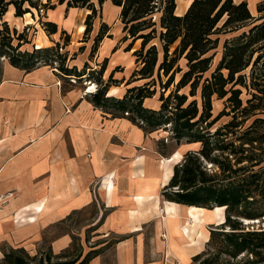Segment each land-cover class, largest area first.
I'll use <instances>...</instances> for the list:
<instances>
[{
    "label": "crops",
    "instance_id": "1",
    "mask_svg": "<svg viewBox=\"0 0 264 264\" xmlns=\"http://www.w3.org/2000/svg\"><path fill=\"white\" fill-rule=\"evenodd\" d=\"M185 1L176 14L191 0ZM247 2L253 14L255 6ZM96 4L102 19H94L93 32L102 23L103 36L89 53L93 66L104 62L103 76L118 80L106 95L117 89L121 97L139 85L132 81L143 83L128 79L139 67L133 45L140 39L126 50L131 39L123 37L120 6L104 0L99 11ZM56 7L46 13L57 25L50 37L62 29L77 33L84 22L76 21V13L86 7H69L67 15L65 6ZM87 55L77 59L93 69ZM69 76L45 64L1 63L0 262L5 252L17 251L30 264H192L210 229L224 219L217 220L214 206L163 195L182 147L161 154L159 130L145 132L125 113L94 104L84 87L63 82ZM155 94L143 100L144 107H159ZM75 214L79 219L72 225Z\"/></svg>",
    "mask_w": 264,
    "mask_h": 264
},
{
    "label": "trees",
    "instance_id": "2",
    "mask_svg": "<svg viewBox=\"0 0 264 264\" xmlns=\"http://www.w3.org/2000/svg\"><path fill=\"white\" fill-rule=\"evenodd\" d=\"M103 1L97 0L99 5ZM111 2L120 6L124 39H131L125 49L129 50L132 43L140 39L139 49L133 51L135 63L139 66L132 72L133 79H147L153 76V82L144 81L137 86H131L121 98H115L106 95L108 87L115 82L110 74L94 93L90 92L91 101L101 107H113L123 114L128 111V117L145 132L159 128L165 130L164 124H169L176 145L181 143L183 137L188 143L200 142L201 146L197 153L187 151L182 162L174 165L173 175L163 191L167 199L183 204L206 208L224 206V221L210 229L205 249L193 257L192 264H264V229H245L241 220L243 217L253 219L264 215V206L258 209L260 208L257 204L258 200L251 195L256 193L257 188L264 189V184L259 183L261 173L251 170L248 165L237 166L243 160L233 157L232 141L228 142L229 146H222L211 140L216 134L220 135L223 128L240 125L237 111L243 114L244 120L254 116L256 110L264 111V106L261 104L264 98V0H259L256 6L257 12L263 14L256 17L251 14L247 0L237 2L191 0L180 15L174 12L175 0H166L162 8L155 6L153 0H111ZM41 3V0H0V57H7L9 62L22 67L38 64L34 61L21 63V55L8 53L10 49L20 50L22 43L27 41L26 28L18 31L2 17L10 4L14 7V15L18 17L31 12L32 7L37 9ZM56 3H65L66 9L86 7L89 12L84 18V35L91 30L92 18L97 13L92 0H57ZM44 4L46 3L42 5ZM50 5L53 8L55 4ZM155 11H160L161 29L158 31V38L162 47L161 58L155 43L150 44L151 39L156 36L154 26L156 23L151 21V15ZM258 19L260 21L255 23L254 21ZM40 22L48 34L56 32L55 22ZM239 29L241 31L238 35L225 40L222 56L215 68L210 71L212 49L218 39L214 36L221 31ZM102 36V31H99L93 40L91 52L96 49ZM173 44H175L174 48L169 51ZM55 46H58V42ZM48 49L47 46L39 47L32 49L30 53L48 51ZM181 60L184 61V67L180 64ZM249 66L250 73L247 76L244 70ZM60 69L67 75L74 74L67 67L61 66ZM85 69L86 66H83L82 71L73 70L75 75L81 76L85 74ZM103 71L102 63L95 71L97 77L101 76ZM162 75L166 77L164 82L161 79ZM177 75L178 79L175 80ZM155 78L162 90L158 95L159 107L151 109L143 106V100L157 92ZM126 83H129V80ZM171 84L173 88L164 95V91ZM186 87L187 92L180 91ZM242 87L261 93V95L252 93L257 98V103H251L247 107L242 105ZM197 95L200 106L197 103ZM213 97L225 98L224 108L214 116L212 115ZM226 107L230 109L226 110ZM222 114L229 115L230 119L223 124V127H216L210 133L209 129ZM258 119L264 120L256 116L252 121ZM204 129L208 130L203 131ZM254 140L248 138L247 142L251 143ZM157 144L161 154L168 152H164L163 140H158ZM226 147L230 148L225 156L219 157L220 154H215L218 149L223 150ZM200 156L215 163V170L209 172L202 165ZM238 170H242L245 174L236 179L235 174ZM225 179L227 182L224 181ZM175 186L176 189L173 188ZM3 259V264H30L27 258L17 251L5 252ZM38 264H42L40 260Z\"/></svg>",
    "mask_w": 264,
    "mask_h": 264
},
{
    "label": "rangeland",
    "instance_id": "3",
    "mask_svg": "<svg viewBox=\"0 0 264 264\" xmlns=\"http://www.w3.org/2000/svg\"><path fill=\"white\" fill-rule=\"evenodd\" d=\"M57 0H41V4H39V7L36 8H31V12H26L24 14H22V16L19 17H15L14 16V10L12 8V4L7 6V9L9 8V10H7L5 12V14L3 15V19L7 21V23L11 26V27H15L18 31H22L24 28L25 29V39H27V41L23 42L20 50L18 48H14V49H10L8 51L9 54H14V55H21V63H24L26 61L30 62V61H34L37 62L38 64H45L48 65L50 67H55L57 70H59L61 72V66L67 67L68 69L71 70V72H73L74 74H70V78L67 79L65 78V80H63V82L65 83H72L75 84L76 86H78L79 88L84 87V90H86L87 92H95V90L97 88H99L106 80L107 78L103 75L98 76V74L95 72L98 70L99 66H93L94 64H97L96 62H94L92 59L93 57V53H89L91 52V47L93 46V40L95 39L96 35L98 34L99 31H101V24L100 23V28L98 30V32H93V21L94 19H102L101 17V13H100V17L97 18V13L96 15L92 18V27L91 30L84 35V33H82L81 35H78L77 33L80 32L79 30V23L77 24V33H76V28H73L71 32H68L65 29H62L59 33L57 32L55 34V37H53V39L50 37V35L46 32V30L43 28V25L41 24L40 21H47V12L50 10L57 11L58 8L56 6H66L65 3L62 4H57L56 3ZM250 1V5L251 6H255V11L253 10V16H258L259 14H263V13H258L256 11V6L258 4L259 0H249ZM94 2V1H93ZM97 0H95L94 3H96ZM153 2L155 3V6H159L160 8H162L166 2V0H153ZM235 2H237V0H235ZM43 3H46L44 5H42ZM187 1L185 0H175V9L174 12L176 13H180L181 12V6L186 5ZM50 4H55L53 8H51ZM182 4V5H181ZM97 6H99L98 4H96ZM10 6V7H9ZM86 9V8H85ZM85 9L83 8L81 11H79L78 13H76V21H79L80 18L83 19L84 22V18L86 16V14L88 12L85 13ZM67 10L68 8L64 10V15H67ZM100 11V6L99 9ZM159 14L160 11H155L151 16V21H155L156 25V36L154 38L151 39L150 44L151 43H155V45L157 46L158 52H159V57L161 58L162 56V47H161V41L158 38V31H160L161 27L159 26ZM62 15V12H61ZM260 20H255L254 22L257 23ZM221 22H219L220 24ZM83 28H84V24ZM103 30V29H102ZM148 30V29H146ZM241 31V29L239 30H231V31H226V32H219L217 33L214 37H218L217 42H216V46L212 49L213 51V57L211 60V64H210V71H212L215 66L218 64L221 56H222V52H223V43L225 42V40H229L232 37L236 36L239 34V32ZM49 37V39H51L53 41V43H50L46 36ZM66 36H67V40H66ZM85 41L86 44H84L83 46L87 47L86 51L83 50L84 47L81 48L82 45H80L81 40ZM122 39V38H120ZM58 42V46H55V43ZM125 43V42H124ZM47 44V45H46ZM98 45L100 43H97ZM139 44H140V40L136 41V43L133 45V49H139ZM176 44V43H175ZM175 44L170 46L169 51H172V49L174 48ZM49 47L48 51L45 50H41L39 52H35V53H30L32 51V49L35 48H39V47ZM88 51V55H87V59L91 60L93 64L89 63V65H91V68H86L85 69V74L78 76L75 75L76 73L74 72V70H79L82 71L83 70V65L81 64V58L77 59L78 55H83ZM95 51V50H93ZM92 51V52H93ZM255 56V55H254ZM89 57V58H88ZM86 59V57H85ZM8 60L7 57L1 56L0 57V63H2L3 61ZM87 63V60L84 62V64ZM104 63V62H103ZM180 64L182 65V67H184V61H180ZM86 66V65H84ZM93 66V67H92ZM74 69V70H73ZM250 66L247 67L244 72L245 74L248 76L250 71ZM93 70V71H92ZM90 74V75H89ZM208 75V73H206ZM131 75L129 76V80L132 81L134 80ZM98 78V79H97ZM74 81H73V80ZM115 78H113L114 80ZM162 82H164L166 80L165 76H161ZM178 79V75L175 77V80ZM112 80V81H113ZM117 79H115V82L112 83L111 85H117L116 82ZM144 81H148L149 83L153 82V76L152 77H148L147 79H143ZM133 83L131 84H141L142 80H137V81H132ZM129 84V85H131ZM90 86V87H89ZM155 87H156V97L158 99V95H159V91L162 90V88L160 87L159 82L156 80L155 78ZM173 88V84H171L165 91H164V95H166L171 89ZM117 90V89H116ZM115 90V95H111L115 98H121L123 94H121V97H117L116 95H118V92L116 93ZM180 91L183 92H187L188 89L183 88ZM126 92V89H125ZM255 92L259 95H261V93L259 91H255V90H246L244 87H242V93H241V98H242V105L243 106H249L251 103H257V98L254 97L252 95V93ZM264 97V96H263ZM197 99V103L200 106V99L199 96H196ZM225 98H215L213 97L212 100V115H216L220 110H222L225 104L224 101ZM251 99V100H250ZM250 100V101H249ZM249 101V102H248ZM262 106H264V98L261 101ZM229 106V105H226ZM229 107H226V110H229ZM128 112V111H127ZM255 115L249 117L248 119L244 120L243 114L239 113V111H237V116H238V120H240V125L236 126V127H230V128H223L221 130V134L220 135H215L214 137H211L212 142H218L219 144H221L222 146H229L230 143L228 142H233V146L231 148H233V157L234 158H239L243 161H241L240 163L237 164V166L239 165H248V168H250L251 170L257 172V173H261L260 174V178H259V183L264 184V120L262 119H258L257 121L253 122V118L258 116V117H262L264 118V111H260V110H256L255 111ZM129 116V113H127ZM230 119L229 115H224L222 114L220 116V118H218V120L211 126V128L209 129L210 133H212L216 127H223V124H225L228 120ZM166 125L165 130L159 128L158 130L161 133V137H159L160 139L158 140H163L164 142V152L170 151L172 148L178 147V149H183V151L181 152V159H180V153L179 152H175L176 154L174 155V159L175 160H179L180 159V163L183 160L184 154L188 151L193 152V153H197V151L200 149V142H185V137L182 138L181 143L176 145L175 142V138L174 135L170 129V125L169 124H164ZM163 125V126H164ZM202 126H204V124L202 123ZM208 129H204L203 131H206ZM248 138H254L255 140L250 142H247ZM230 147H226L223 150L222 149H218L217 152H215V154H220L219 157H223L225 156L227 153H229V148ZM159 148V146H158ZM180 149V150H181ZM163 150V149H162ZM186 150V151H185ZM233 158V160H234ZM200 159L201 156H200ZM232 160V161H233ZM251 164V166H250ZM202 165L205 166V168L207 170L212 171L215 170V163H211L210 161L206 160V159H202ZM245 173L242 170H238L237 174H235V178L238 179L239 177H241L242 175H244ZM221 177V176H218ZM234 179V178H233ZM227 179H225L224 181H226ZM174 189H176L177 187H173ZM255 194L251 193V195L255 196V200H258L257 204H258V209L263 208L264 206V189H260L257 188L255 189ZM259 204L261 206H259ZM215 207H219L218 209L216 208V212H220V217L217 218L218 221H223L224 217H223V209L224 206H214L213 210L215 209ZM264 210V208H263ZM80 216H82V213L80 214ZM79 218L75 215L72 216V218L69 219L70 224L72 223H76L77 220ZM243 225H245V229H264V215H262L259 218H253V219H248V218H241ZM84 221V220H83ZM216 227V226H215ZM214 228V227H213ZM212 229V228H211ZM205 249V248H204ZM203 249V250H204ZM4 263V259H2V264Z\"/></svg>",
    "mask_w": 264,
    "mask_h": 264
},
{
    "label": "built area",
    "instance_id": "4",
    "mask_svg": "<svg viewBox=\"0 0 264 264\" xmlns=\"http://www.w3.org/2000/svg\"><path fill=\"white\" fill-rule=\"evenodd\" d=\"M53 69L57 70L55 67H53ZM70 79H71V78H70ZM72 80H73V79H72ZM73 81H74V80H73ZM124 113H125V114H127L128 112H127V111H125Z\"/></svg>",
    "mask_w": 264,
    "mask_h": 264
},
{
    "label": "bare ground",
    "instance_id": "5",
    "mask_svg": "<svg viewBox=\"0 0 264 264\" xmlns=\"http://www.w3.org/2000/svg\"><path fill=\"white\" fill-rule=\"evenodd\" d=\"M90 87V86H89ZM216 208H219V207H215V209L214 210H216Z\"/></svg>",
    "mask_w": 264,
    "mask_h": 264
}]
</instances>
